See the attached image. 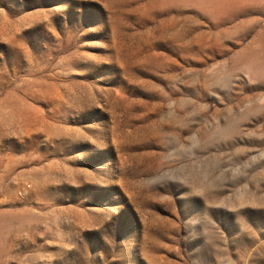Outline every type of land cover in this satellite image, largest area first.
<instances>
[{
    "label": "rangeland",
    "instance_id": "obj_1",
    "mask_svg": "<svg viewBox=\"0 0 264 264\" xmlns=\"http://www.w3.org/2000/svg\"><path fill=\"white\" fill-rule=\"evenodd\" d=\"M0 264H264V0H0Z\"/></svg>",
    "mask_w": 264,
    "mask_h": 264
},
{
    "label": "built area",
    "instance_id": "obj_2",
    "mask_svg": "<svg viewBox=\"0 0 264 264\" xmlns=\"http://www.w3.org/2000/svg\"><path fill=\"white\" fill-rule=\"evenodd\" d=\"M28 187H30V184H27L26 187L19 188L18 190L19 194H22Z\"/></svg>",
    "mask_w": 264,
    "mask_h": 264
}]
</instances>
